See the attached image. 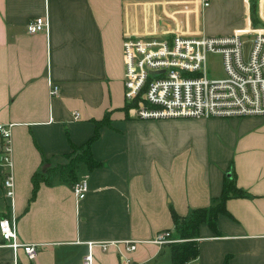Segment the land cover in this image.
I'll return each mask as SVG.
<instances>
[{
  "label": "crops",
  "instance_id": "crops-1",
  "mask_svg": "<svg viewBox=\"0 0 264 264\" xmlns=\"http://www.w3.org/2000/svg\"><path fill=\"white\" fill-rule=\"evenodd\" d=\"M250 1L210 0L180 30L231 34L252 22ZM165 12L141 1L0 0V123L13 124L15 189L10 203L0 175V217L15 218L19 240L40 246L32 264H79L84 241L175 236L173 213L185 218L214 206L228 171L245 195L225 201L218 233L200 223L189 263L264 264V116L152 120L126 107L123 34L155 31ZM37 16L48 30L29 34L25 25ZM48 82L58 86L55 95ZM87 142L98 165H77L76 179L89 187L83 199L59 177L33 192L34 173L67 163L73 145ZM92 254L94 264H120L116 246ZM130 256L171 264L170 245L143 242ZM11 257L0 248V263ZM19 260L29 264L22 251Z\"/></svg>",
  "mask_w": 264,
  "mask_h": 264
},
{
  "label": "built area",
  "instance_id": "built-area-1",
  "mask_svg": "<svg viewBox=\"0 0 264 264\" xmlns=\"http://www.w3.org/2000/svg\"><path fill=\"white\" fill-rule=\"evenodd\" d=\"M151 3L164 13L165 20L155 31L146 35L123 34L124 98L135 118H211L264 116V0H258L256 20L231 34H189L188 19L202 12L210 0H122ZM180 26L185 30H180ZM46 17L29 20L25 29L29 34L48 30ZM209 53L221 56L223 78H208L205 67ZM49 95L58 86L48 82ZM74 119L79 114L73 113ZM12 123H0V175L3 196L10 203L14 197L12 160ZM77 200L88 191L87 180L72 185ZM11 206V204H10ZM172 245L183 242L169 230H162L148 240L84 241L87 250L79 264H94L92 249L107 251L116 246L120 264H143L130 253L140 243ZM119 246L122 250H119ZM0 248L12 253L9 263L22 264V251L32 264L40 246L19 240L15 218L0 217Z\"/></svg>",
  "mask_w": 264,
  "mask_h": 264
},
{
  "label": "trees",
  "instance_id": "trees-1",
  "mask_svg": "<svg viewBox=\"0 0 264 264\" xmlns=\"http://www.w3.org/2000/svg\"><path fill=\"white\" fill-rule=\"evenodd\" d=\"M256 1L257 0L250 1V17L251 21L255 25L258 24V21L256 20ZM126 107L129 108V105L127 104ZM103 122H105V120L101 123ZM99 125L101 124L97 123V131L95 133V136L93 137V140L99 133ZM89 149L90 142H87L86 144L81 146L73 145V151L77 152L78 155L74 156L73 154H71L70 157H67L70 158L67 163H58L53 167L45 169L44 173H34V175L32 176L33 192L35 193L37 191L39 181H48L50 179H53V177H59L66 180L67 182L69 181L70 185H72L77 181L75 171L77 165L82 161L87 163L89 168L96 167V165H98V162H95L93 158H91ZM81 150L85 152V154H80ZM224 182L225 183L223 191L214 206L202 207L193 210L191 211V214H189L185 218H180L175 213H173V218L175 221V236L183 239V242L173 243L172 245H170L171 264H187L188 261L196 258L198 248L195 238H197L196 236L200 223H207L211 227L213 234L218 233L217 226H215V221L218 214L226 213L224 209L225 201L229 196L243 197L245 195V192L237 188L233 184V182L230 181V178L227 177ZM179 220L182 221L179 222Z\"/></svg>",
  "mask_w": 264,
  "mask_h": 264
},
{
  "label": "rangeland",
  "instance_id": "rangeland-1",
  "mask_svg": "<svg viewBox=\"0 0 264 264\" xmlns=\"http://www.w3.org/2000/svg\"><path fill=\"white\" fill-rule=\"evenodd\" d=\"M222 22H223V20H222ZM207 30L210 31L211 30L210 27H207ZM205 67L207 70L206 75L209 79L210 78H223L225 75L224 70H223V66H222L221 56L219 54L209 53L207 55ZM80 154H85V152H83L81 150ZM73 155L76 156V155H78V153L73 151ZM68 160H70V158ZM181 221L182 220H179V222H181ZM187 264H190L189 261L187 262Z\"/></svg>",
  "mask_w": 264,
  "mask_h": 264
},
{
  "label": "water",
  "instance_id": "water-1",
  "mask_svg": "<svg viewBox=\"0 0 264 264\" xmlns=\"http://www.w3.org/2000/svg\"><path fill=\"white\" fill-rule=\"evenodd\" d=\"M229 178L230 177V171H228L227 175H226V178Z\"/></svg>",
  "mask_w": 264,
  "mask_h": 264
}]
</instances>
